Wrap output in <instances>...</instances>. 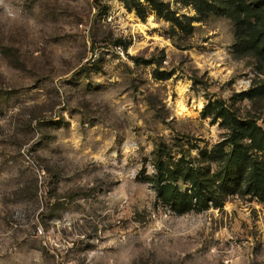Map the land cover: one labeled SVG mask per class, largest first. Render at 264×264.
<instances>
[{
	"label": "rangeland",
	"instance_id": "rangeland-1",
	"mask_svg": "<svg viewBox=\"0 0 264 264\" xmlns=\"http://www.w3.org/2000/svg\"><path fill=\"white\" fill-rule=\"evenodd\" d=\"M208 2L0 0V264H264V0Z\"/></svg>",
	"mask_w": 264,
	"mask_h": 264
},
{
	"label": "trees",
	"instance_id": "trees-1",
	"mask_svg": "<svg viewBox=\"0 0 264 264\" xmlns=\"http://www.w3.org/2000/svg\"><path fill=\"white\" fill-rule=\"evenodd\" d=\"M194 5L195 9L200 14L201 16H205L208 13L211 12H217V9L213 6L211 2H208V0H191ZM178 20V19H173V21ZM200 20V19H199ZM186 27H189L192 29L191 22L186 25ZM181 30H185L183 27H179ZM251 45L248 42H245L243 47L246 49L249 48L248 46ZM255 47L257 50V47L255 45H252ZM249 139L251 141H254L255 135L250 134ZM259 151L264 152L263 149H259L258 147L256 148ZM248 164V165H247ZM236 168L238 171H247L249 169V181L251 187H253L255 190H263L262 184H264V179H261L260 176L262 172L264 171V161H258L256 158H250L245 157L237 165L236 167H233L232 169ZM231 169V170H232ZM163 181L157 182V186L159 187V196L163 200H169L170 202L174 203L175 209H177L178 213H186L192 208L193 204V199L197 196V191L196 189L193 190L191 194L188 193V190H186L184 193L180 190V188L177 185H174L170 180H166L164 184H162ZM213 202V206L215 208L221 206V202L217 201L215 195H210L209 197L205 198V205H207V201L210 200Z\"/></svg>",
	"mask_w": 264,
	"mask_h": 264
},
{
	"label": "bare ground",
	"instance_id": "bare-ground-1",
	"mask_svg": "<svg viewBox=\"0 0 264 264\" xmlns=\"http://www.w3.org/2000/svg\"><path fill=\"white\" fill-rule=\"evenodd\" d=\"M140 27H142V26H140ZM144 27V26H143Z\"/></svg>",
	"mask_w": 264,
	"mask_h": 264
}]
</instances>
